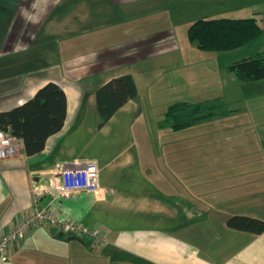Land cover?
Instances as JSON below:
<instances>
[{
  "label": "crops",
  "instance_id": "crops-1",
  "mask_svg": "<svg viewBox=\"0 0 264 264\" xmlns=\"http://www.w3.org/2000/svg\"><path fill=\"white\" fill-rule=\"evenodd\" d=\"M163 2L0 0V111L33 98L48 82L67 97L64 126L40 153L27 155L23 144L17 156L0 161V238L38 203L107 240L94 244L45 223L11 246L0 264H264V232L227 225L236 215L264 220V172H244L250 161L264 160V89L244 92L239 100L253 121L221 123V134L235 129L242 171L204 167L199 173L189 163L182 175L181 145L192 142L191 127L160 126L164 117L155 115L154 99L190 92L202 79L198 71L207 80L203 89H210L212 76L225 66L222 54L190 41V25L180 41ZM249 48L244 56L258 51ZM125 75L137 96L100 126L98 92ZM163 127L168 130L161 136ZM85 160L98 164L100 192L57 199L40 192L59 162Z\"/></svg>",
  "mask_w": 264,
  "mask_h": 264
},
{
  "label": "trees",
  "instance_id": "trees-1",
  "mask_svg": "<svg viewBox=\"0 0 264 264\" xmlns=\"http://www.w3.org/2000/svg\"><path fill=\"white\" fill-rule=\"evenodd\" d=\"M190 41L197 42L199 49L208 52H232L255 47L264 39V28L255 17L208 18L193 22L188 28ZM242 82L264 78V51H256L229 66ZM102 92V93H101ZM99 113L103 126L129 99L137 96L131 76L111 80L98 92ZM190 101L170 105L160 126L169 125L173 130H184L198 122L211 118L217 106ZM67 97L55 82H48L35 96L10 110L0 111V132L10 133L22 139L26 154L40 153L47 139L59 132L66 119ZM227 225L231 229L255 234L264 232V220L245 215L231 217Z\"/></svg>",
  "mask_w": 264,
  "mask_h": 264
},
{
  "label": "rangeland",
  "instance_id": "rangeland-1",
  "mask_svg": "<svg viewBox=\"0 0 264 264\" xmlns=\"http://www.w3.org/2000/svg\"><path fill=\"white\" fill-rule=\"evenodd\" d=\"M163 1L165 5V11H168V16L172 20L173 24L177 26L176 29L181 42H183L182 38L186 37L185 33L187 25H191V23L198 19L193 17L195 16V14H203L202 17L208 15V18L255 17L260 21L261 25L264 28V0ZM221 10L222 12H220ZM249 49V47H246L232 52H217L218 54H222L221 58L223 59L222 61H220V64L223 65V67L225 66V70L220 69L218 73L212 76V88L203 89V86L205 82H207V80H204V76L200 71H198V74L200 73L199 77H201L203 80L201 79L199 82L197 81L198 83L195 82L193 84V88H190V92L182 93L180 95H176L175 92L172 93L173 95L166 92L165 96H163V94L161 93V95L158 96L157 99H154L155 101H158V103L157 101L155 102L157 104L155 115L158 118L164 117L166 109H168L170 105L178 101L188 100L192 103H209L208 105H211L210 103H212L217 106L211 118L205 119V122L201 123L200 125L193 126L188 130L189 132L187 133L191 134L192 142H184L182 143L183 145H181L182 151L180 154V158L181 161H185H182V167H184V172H181L182 175L187 172V165H189V163L195 165V168L199 173L204 172V167L206 168V172L242 171V169H240L242 168V165H240L242 156L236 153L237 147L235 144V129H232V127L225 129V134H221V123L228 124L238 121H253V118L249 120L247 118V114L245 112H242V102H239V100H241L242 94H244V92L250 94L254 89L263 90L264 81L259 83L241 82L236 78L233 72L227 71L226 69V66L230 65L231 63L243 57H248V55H244L248 54L245 51ZM254 49L258 51L264 50V39L260 42L259 45L255 46ZM243 52H245V54ZM217 53L213 52L211 55L215 56ZM223 54H225L226 57ZM173 58L176 59V56L174 55ZM163 60V58H159L158 63ZM167 86L168 87L165 89L169 91L171 86L170 84ZM177 88L178 87H176V89ZM180 90L185 91L184 88H181ZM245 103V106L249 108L252 107L251 101L246 100ZM250 114L253 115L252 113ZM207 122H210V124H206ZM211 122H213L214 124H212ZM164 127L159 130L161 131V136L164 135V131L166 133V131L168 130V128L164 130ZM219 136L223 137V139L226 140L227 143H225V141L223 140H219ZM249 163V168L245 169L244 172H264V160L255 163H253V161H250ZM247 164L248 162H246L245 165ZM200 176L201 174L198 175V179L203 181L204 176H202L201 178ZM202 190L204 191V189ZM186 195L188 199L195 200V194H189L188 192H186ZM196 199L197 201H200L198 197H196ZM262 212L264 213V210H262Z\"/></svg>",
  "mask_w": 264,
  "mask_h": 264
},
{
  "label": "built area",
  "instance_id": "built-area-1",
  "mask_svg": "<svg viewBox=\"0 0 264 264\" xmlns=\"http://www.w3.org/2000/svg\"><path fill=\"white\" fill-rule=\"evenodd\" d=\"M23 141L10 133L0 132V161L18 155ZM98 164L92 160L59 162L55 178L41 187L40 192H48L59 197H67L81 192H100ZM39 192V189H38ZM45 223L59 229L60 232H72L84 238H89L94 244L106 243L102 232L82 228L70 219L62 220L49 207H40L36 203L15 226L0 238V260L6 258L11 246L24 240L34 229Z\"/></svg>",
  "mask_w": 264,
  "mask_h": 264
}]
</instances>
